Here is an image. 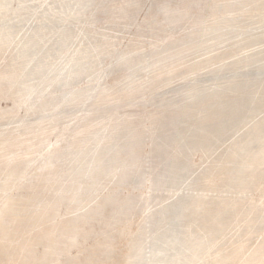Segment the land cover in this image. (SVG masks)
I'll list each match as a JSON object with an SVG mask.
<instances>
[{"label":"rangeland","instance_id":"374dc122","mask_svg":"<svg viewBox=\"0 0 264 264\" xmlns=\"http://www.w3.org/2000/svg\"><path fill=\"white\" fill-rule=\"evenodd\" d=\"M185 1L0 0V77L17 73L3 81L0 112L15 114L0 119V132L31 137V128L47 129L18 151L25 175L8 192L15 195L5 209L10 221L27 206L17 196L39 194L49 202L62 184L64 195L77 190L84 201H60L51 211L54 223L116 201L70 250L72 257L85 259L105 239L118 245L108 264H124L134 241L264 245V164L247 168L264 148V0ZM46 175L57 183L40 187ZM200 201L227 205L204 237ZM125 204L131 210L122 213L116 206Z\"/></svg>","mask_w":264,"mask_h":264},{"label":"bare ground","instance_id":"6f19581e","mask_svg":"<svg viewBox=\"0 0 264 264\" xmlns=\"http://www.w3.org/2000/svg\"><path fill=\"white\" fill-rule=\"evenodd\" d=\"M26 1V0H25ZM35 1V0H34ZM183 1V0H182ZM188 1V0H186ZM185 1V2H186ZM193 1V0H192ZM192 1L191 4H192ZM201 1V0H200ZM90 2V1H89ZM189 3V2H188ZM196 3V2H195ZM199 3V2H198ZM213 3V2H212ZM190 4V3H189ZM101 5V4H100ZM35 6V5H34ZM94 6V5H93ZM194 6V5H193ZM213 6V5H212ZM22 7V5H21ZM24 7V6H23ZM65 7V6H64ZM72 8V6H70ZM88 7V6H87ZM100 7V6H99ZM186 7V6H185ZM188 7V6H187ZM186 7V8H187ZM20 8V7H19ZM105 8V7H104ZM29 9V8H28ZM59 9V8H57ZM88 9V8H87ZM99 9V8H98ZM106 9V8H105ZM25 10V8H24ZM32 10V9H31ZM95 10V9H94ZM107 10V9H106ZM111 10V9H110ZM59 11V10H58ZM138 11V10H137ZM183 11V10H182ZM185 11V10H184ZM26 12V11H25ZM34 12V11H33ZM56 12V11H55ZM82 12V11H81ZM180 12V11H179ZM29 13V12H28ZM134 15V12H132ZM129 13V14H132ZM137 13V12H136ZM46 14V13H45ZM57 14V13H56ZM110 14V12H109ZM128 14V15H129ZM33 15V14H32ZM187 15V14H186ZM12 16V15H11ZM26 16V15H25ZM24 16V17H25ZM45 16V15H43ZM130 16V15H129ZM136 16V14H135ZM42 17V16H41ZM48 17V16H47ZM61 17V16H60ZM133 17V16H132ZM28 18V17H27ZM49 18V17H48ZM129 18V17H128ZM60 20L59 18H57ZM98 19V18H95ZM110 19V18H108ZM131 19V18H130ZM25 20V19H24ZM66 20V19H65ZM135 20V17H134ZM129 22V21H128ZM132 21H130L131 23ZM25 23V22H24ZM117 23V22H116ZM127 23V22H126ZM128 23V25L130 24ZM134 23V21H133ZM109 24V23H108ZM71 25V24H69ZM75 25V24H74ZM125 25V24H124ZM123 25V28H124ZM132 25V24H131ZM110 25H108L109 27ZM122 26V24H121ZM127 26V25H125ZM154 27V25H152ZM159 26V25H158ZM70 27V26H69ZM103 27V26H101ZM107 27V26H105ZM180 27V24H179ZM126 28V27H125ZM130 28V26L128 27ZM178 28V27H176ZM121 29V28H120ZM150 29V28H149ZM156 29V28H155ZM154 29V30H155ZM175 29V27H174ZM178 30V29H177ZM128 31V29H127ZM142 31V30H141ZM146 31V30H145ZM148 31V30H147ZM153 31V30H151ZM158 29L156 30V32ZM235 32V31H234ZM154 33V31H153ZM161 33V31H160ZM114 34V33H113ZM145 34V33H144ZM148 34V33H146ZM151 34V33H150ZM148 34V36L150 35ZM155 34V33H154ZM171 34V33H170ZM110 35V34H108ZM159 35V34H158ZM161 35V34H160ZM32 36V35H31ZM35 36V35H34ZM116 35H114L115 38ZM36 37V36H35ZM33 37V38H35ZM108 37V36H107ZM106 37V38H107ZM81 38V37H80ZM156 38V37H155ZM82 40V39H81ZM115 40V39H113ZM155 40V39H154ZM152 40V41H154ZM62 41V40H61ZM110 41V39H109ZM116 41V40H115ZM118 42V41H117ZM60 43V42H59ZM114 44V43H113ZM116 44V43H115ZM64 45V44H63ZM230 45V44H229ZM65 46V45H64ZM131 46V45H130ZM159 47V46H158ZM57 48V47H55ZM101 48V47H100ZM130 47H128L129 49ZM63 49V47H62ZM103 48H101L102 50ZM113 49V48H112ZM24 50V49H23ZM115 51V50H114ZM120 51V50H118ZM124 51V50H123ZM134 52V50H132ZM202 51V50H201ZM98 52V51H97ZM102 52V51H101ZM111 52V51H110ZM115 53V52H113ZM122 53H118L120 55ZM100 55V53H99ZM110 55V54H109ZM112 56H115L111 54ZM150 56V54H149ZM61 57L62 52H61ZM83 57V56H82ZM105 57V56H104ZM111 57V56H110ZM120 59L122 56H119ZM137 57V56H136ZM153 57V56H152ZM85 58V57H84ZM88 58V57H87ZM89 59V58H88ZM115 59V58H114ZM157 59V58H156ZM164 59V58H163ZM85 61V60H84ZM116 61V59H115ZM129 61V60H128ZM136 61V60H135ZM141 61V60H140ZM96 63V62H95ZM164 63V62H163ZM80 64V63H79ZM83 64V63H81ZM115 64V63H113ZM96 65V64H95ZM116 65V64H115ZM135 65V64H134ZM97 66V65H96ZM101 66V65H100ZM113 68V66H111ZM110 67V68H111ZM139 68V66H138ZM137 68V70H138ZM97 69V68H96ZM102 70V69H101ZM131 70V69H130ZM141 70V69H140ZM58 71V70H57ZM111 71V70H110ZM118 71V70H117ZM56 72V71H55ZM102 73V71L100 72ZM16 72H3L1 73V82H0V98L4 96L6 87L4 86L3 81L7 80L8 78L10 80H13L16 78ZM42 74V73H41ZM57 74V73H55ZM106 74V73H102ZM68 75V74H67ZM74 75V74H73ZM95 75V74H94ZM136 75V74H135ZM143 75V74H142ZM40 76V75H39ZM66 76V75H65ZM78 76V75H76ZM75 76V77H76ZM88 76V75H87ZM97 76V75H96ZM94 76V78L96 77ZM74 77V76H71ZM70 77V78H71ZM91 77V76H90ZM66 78V77H65ZM64 78V81H65ZM87 78V77H86ZM35 79V78H34ZM69 79V78H68ZM73 79V78H72ZM71 79V81H72ZM100 78H98L99 80ZM58 80V79H57ZM92 81L93 79L90 78ZM89 80V81H90ZM104 80V79H103ZM37 81V80H36ZM69 81V80H67ZM100 81V80H99ZM70 82V81H69ZM75 82H77L75 80ZM74 82V83H75ZM93 82V81H92ZM95 82V81H94ZM93 82V83H94ZM73 83V81H72ZM98 82H96L97 84ZM62 84V83H61ZM65 84H68V82ZM90 84V83H89ZM95 84V83H94ZM102 84H104L102 82ZM63 85V84H62ZM70 85V83H69ZM84 85V84H83ZM87 85V83H86ZM60 86V85H59ZM67 86V85H66ZM94 86V85H93ZM100 86V85H99ZM98 86V87H99ZM62 87V86H61ZM77 87V86H76ZM79 87V86H78ZM95 87V86H94ZM104 87V86H103ZM74 88V87H73ZM54 89V88H53ZM64 89V88H63ZM71 89V88H70ZM80 89V87H79ZM134 89V88H133ZM144 90V88H142ZM93 88L91 89V91ZM138 91V90H136ZM63 92V91H62ZM45 93V92H44ZM60 93V92H59ZM68 93V92H67ZM91 93V92H90ZM89 93V94H90ZM141 93V92H140ZM50 96V94H48ZM66 95V94H65ZM45 96V95H44ZM141 96V94H140ZM37 97V96H36ZM88 97V96H86ZM111 94H105L102 98H110ZM41 98V97H40ZM42 98H44L42 96ZM90 98V97H89ZM138 99V97H136ZM27 99V98H25ZM36 99V98H35ZM119 100H122L121 98H118ZM38 100V99H36ZM132 100V99H131ZM134 100V99H133ZM136 100V99H135ZM27 101V100H26ZM31 101V100H30ZM34 101V100H33ZM25 102V101H24ZM85 103L84 101H82ZM134 102V101H133ZM136 103L139 101H135ZM19 104V103H18ZM87 105V104H86ZM34 106V105H33ZM81 106V105H80ZM80 109V108H79ZM129 109V108H127ZM131 109V108H130ZM134 109V108H133ZM132 109V110H133ZM122 110V109H121ZM77 112V111H76ZM83 112V111H82ZM75 113V112H74ZM78 113V112H77ZM120 112H118L119 114ZM14 110H7L0 112V119L4 118L5 116H12L14 115ZM82 113L80 112V115ZM74 115V114H73ZM72 117H75L72 116ZM78 117V116H77ZM81 118V116H79ZM165 118V116H163ZM78 118V119H80ZM71 119V118H70ZM77 119V120H78ZM25 120V119H24ZM68 120V119H67ZM72 120V119H71ZM76 121V119L74 120ZM35 122V121H34ZM6 123V122H4ZM18 123V121H17ZM34 124V123H33ZM72 124V122L70 123ZM69 124V125H70ZM74 124V122H73ZM72 124V125H73ZM55 125V124H54ZM66 126V124H65ZM36 128V127H35ZM39 132H46L47 129L43 128L41 124L39 125ZM71 128V126H70ZM63 129V128H62ZM83 129V128H82ZM61 131V129H59ZM89 129H86L87 132ZM39 132H36L35 129H30L28 134H32V138H36L37 134ZM67 132V131H65ZM64 132V133H65ZM59 133V132H58ZM82 133V132H81ZM85 133V132H84ZM98 133V132H97ZM27 134V135H28ZM83 135V134H82ZM84 136V135H83ZM185 136V135H184ZM31 137H22L20 135H14L13 133H1L0 132V177L3 176V181L0 182V264H108L106 261L114 258V253H117L118 245H113L114 241L105 239L101 245H92L89 247L91 250L90 256H85L86 258L83 259L80 256L72 257L70 255V250L74 247L80 246L79 241L80 238L86 239L88 236H90L94 232L93 223L95 221L100 220V218L103 216V211L105 207H108L109 205H115V202L112 198H107L101 202L99 205H97L90 213L83 214L82 216L79 215V217H73L71 219H63L62 221L58 223H54L53 220L57 218V212L52 213L53 209H56L55 206L63 200H71L77 201L80 200V196L78 195L77 190L72 193V195H64L65 190L67 189L62 184L60 186H57V190L59 191V195L57 197L49 202L43 201L38 195H25V196H17L20 201L19 203L25 202L27 204L26 209L24 211L20 212V215L17 218V221L13 222L10 221V217L5 215L6 208L8 206L9 202L13 201V198L15 195H10L8 192L13 186H16L17 183H15V180L23 177L25 175L24 167H20L17 165V162L24 156L23 153H19L18 151L20 149L27 150L28 145L27 141ZM57 137V136H56ZM61 138V136H60ZM84 138V137H83ZM101 140V139H100ZM82 141V140H81ZM186 141V138H185ZM44 142V141H43ZM51 142V141H50ZM193 142V141H192ZM45 143V142H44ZM49 143V142H48ZM43 143L41 142V145ZM183 144V143H182ZM40 145V146H41ZM183 146V145H182ZM181 146V147H182ZM264 147V146H263ZM41 148V147H40ZM51 148V147H50ZM181 149V148H180ZM183 152V151H182ZM187 153V152H186ZM191 153V152H190ZM41 154V153H38ZM184 154V153H183ZM42 155V154H41ZM40 157V155H39ZM179 157V156H178ZM50 158V157H49ZM182 158V157H181ZM185 159V158H184ZM18 160V161H17ZM36 160V159H35ZM40 160V159H39ZM179 160V159H178ZM181 161V160H180ZM255 161V162H254ZM162 163V162H161ZM179 163V162H178ZM184 163V161H183ZM169 164V163H168ZM174 164V163H173ZM181 164V163H180ZM254 164L256 166H260L261 164H264V148L258 152V155L256 158L251 160L248 163L247 168L253 167ZM32 165V163H31ZM30 165V166H31ZM194 165V164H193ZM163 166V164H162ZM171 166V163H170ZM123 169L121 171L122 178H125L128 174L124 170L125 163L122 165ZM178 167V166H177ZM163 168V167H162ZM160 168V169H162ZM169 168V167H165ZM32 170V169H31ZM171 170V169H170ZM161 173V172H160ZM154 174V173H153ZM156 175V174H154ZM218 175V174H214ZM214 175L211 176L212 182L215 183L217 181V178H213ZM63 176V175H62ZM161 176V175H160ZM164 176V174H163ZM198 176V175H197ZM45 177H48V179H42V183L47 185H53L57 183V181H54L52 184L50 181V177L46 175ZM209 177V176H208ZM158 178V177H157ZM198 178V177H197ZM202 178V177H201ZM64 179V177H63ZM68 179V178H67ZM196 179V178H195ZM200 179V178H199ZM177 180V179H176ZM166 181V180H165ZM64 182V181H62ZM171 183V182H170ZM196 183V182H195ZM193 183V184H195ZM208 183L210 184V180L208 179ZM151 184V183H150ZM154 184V183H153ZM263 184V183H261ZM169 186V185H168ZM166 184V187H168ZM174 186V185H173ZM191 186V185H190ZM264 186V184H263ZM77 187V186H73ZM165 187V186H164ZM72 188V187H69ZM68 188V189H69ZM190 188V187H189ZM193 188V187H192ZM195 188V187H194ZM156 189V188H155ZM154 189V190H155ZM165 189V188H164ZM163 191V189H161ZM187 190V188H186ZM191 190V189H190ZM150 193V192H149ZM171 193V192H170ZM185 193V192H184ZM161 194V193H160ZM167 194V193H166ZM145 195V194H144ZM171 195V194H169ZM168 195V196H169ZM33 196V197H32ZM116 197V196H115ZM152 197V196H151ZM150 197V199H152ZM163 197V196H161ZM160 198V197H159ZM186 198V196H185ZM184 198V199H185ZM170 199V197H169ZM117 200V199H116ZM127 200V197L125 199H119L120 205L122 202H125ZM136 200V199H135ZM187 200V198H186ZM39 201H43L42 204ZM83 199L80 200V202L77 205H80L83 203ZM162 201L159 200V202ZM185 201V200H183ZM135 202V201H134ZM133 202V203H134ZM148 202H151L148 201ZM172 202V201H171ZM170 202V203H171ZM191 201L189 202V204ZM126 204H129V198ZM120 206L117 205L116 207H120V210L122 213H124L123 210H126L125 212H130V205ZM168 204V203H167ZM185 204V203H183ZM75 205V206H77ZM141 206V205H139ZM169 206V205H168ZM197 210L198 205H196ZM37 207L34 212L31 211V208ZM187 207V206H186ZM200 209L202 210V213L204 215V221L202 223V227L200 226V230L204 232V237L206 234H210L211 230H207V225H217L219 223V218H221V213L223 210L227 207V205H220L219 207H213L205 202H201L199 204ZM195 209V208H194ZM170 210V208H169ZM188 210V209H187ZM196 211V210H195ZM155 212V211H154ZM237 213H240L237 211ZM150 214V213H149ZM156 215V214H155ZM191 215V214H190ZM146 216V215H145ZM238 215H236L237 217ZM159 217V216H158ZM188 217V216H187ZM157 218V217H156ZM62 219V218H61ZM155 219V218H153ZM190 219V218H188ZM193 219V218H192ZM9 220V221H8ZM149 220V219H148ZM247 220V219H245ZM9 223H8V222ZM158 222V220L156 219ZM168 221V220H167ZM184 221V220H183ZM147 222V221H145ZM177 222V221H176ZM186 222V220L184 221ZM183 222V224H184ZM189 223V222H188ZM248 223V224H247ZM246 225H250L252 227V221L247 220ZM111 224V223H110ZM182 223H180L181 225ZM187 224V222L185 223ZM184 224V225H185ZM192 223H189V225H192ZM195 224V223H194ZM199 224V223H198ZM178 225V227H180ZM183 225V226H184ZM89 226V229L87 227ZM111 226V225H109ZM180 227V228H183ZM188 226V225H187ZM248 226V227H250ZM189 227V226H188ZM28 229L26 234L24 236H21L23 234L24 229ZM152 228V227H151ZM192 228V227H191ZM190 228V232H191ZM195 228V227H193ZM192 228V229H193ZM150 229V228H149ZM186 230V228H184ZM183 229V230H184ZM189 228H187L188 230ZM178 230V228H177ZM186 230V231H187ZM158 231V229H157ZM196 232V230H194ZM216 231V230H215ZM179 232V231H178ZM182 232V231H181ZM180 232V233H181ZM199 232V231H197ZM185 233V231H184ZM134 233L131 231L129 232V237H132ZM208 234V235H209ZM207 235V236H208ZM193 233H191V238L193 237ZM158 237V236H157ZM132 239V238H131ZM204 240V239H203ZM157 241V240H155ZM154 242V241H153ZM180 242V241H179ZM204 242V241H203ZM207 242V241H206ZM224 242V241H223ZM205 243V242H204ZM41 244H44V250H40L39 246ZM157 244V243H156ZM160 244V243H159ZM200 244V242H199ZM135 245V241L131 242V245H129L130 252L125 251L124 257L127 259L125 260L124 264H264V245H229L227 247L219 246V245ZM210 244V243H209ZM85 249V248H84ZM80 253H83V250ZM64 258L65 260L60 261V258Z\"/></svg>","mask_w":264,"mask_h":264}]
</instances>
